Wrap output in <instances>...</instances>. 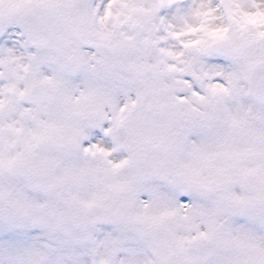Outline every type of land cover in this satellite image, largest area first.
Here are the masks:
<instances>
[{"label":"snow or ice","instance_id":"6c2138e0","mask_svg":"<svg viewBox=\"0 0 264 264\" xmlns=\"http://www.w3.org/2000/svg\"><path fill=\"white\" fill-rule=\"evenodd\" d=\"M0 264H264V0H0Z\"/></svg>","mask_w":264,"mask_h":264}]
</instances>
